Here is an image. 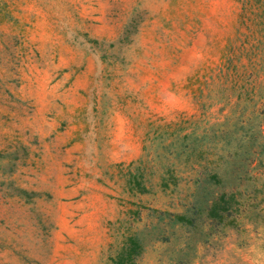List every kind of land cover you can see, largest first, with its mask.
Masks as SVG:
<instances>
[{
	"label": "rangeland",
	"instance_id": "374dc122",
	"mask_svg": "<svg viewBox=\"0 0 264 264\" xmlns=\"http://www.w3.org/2000/svg\"><path fill=\"white\" fill-rule=\"evenodd\" d=\"M252 110L264 0H0V264H112L134 234L133 264H264V170L195 188L163 149Z\"/></svg>",
	"mask_w": 264,
	"mask_h": 264
},
{
	"label": "trees",
	"instance_id": "16d2710c",
	"mask_svg": "<svg viewBox=\"0 0 264 264\" xmlns=\"http://www.w3.org/2000/svg\"><path fill=\"white\" fill-rule=\"evenodd\" d=\"M230 59L224 61L229 65ZM241 79L233 81L232 86L239 87ZM204 83V82H201ZM262 121L255 123L257 131H254V118ZM264 110H252L247 117L238 118L228 129H212L201 135L183 134L175 135L174 139L163 147V149L173 150L170 153L183 164H187L194 156L196 160L190 166V181L200 188L201 185L215 181L220 183L222 178L231 175L233 178L251 179L254 169L264 170V142L257 141L256 135L264 139ZM211 154V155H210ZM247 166V167H246ZM244 171H238L239 168ZM243 170V169H242ZM222 172V175H221ZM240 172H244L241 174ZM264 174V171L263 173ZM264 189V186H263ZM141 191H143L141 189ZM241 192L236 186L230 191H223L212 199L210 205L205 209L209 220H217L218 223L232 224L233 217L239 211V202L236 196ZM174 221H183L185 214H174ZM225 220H229L227 223ZM142 247L138 234L127 235L124 242L111 259L112 264H133L134 258L140 253Z\"/></svg>",
	"mask_w": 264,
	"mask_h": 264
}]
</instances>
